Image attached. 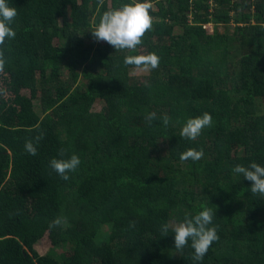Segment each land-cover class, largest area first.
Masks as SVG:
<instances>
[{
  "label": "trees",
  "instance_id": "obj_1",
  "mask_svg": "<svg viewBox=\"0 0 264 264\" xmlns=\"http://www.w3.org/2000/svg\"><path fill=\"white\" fill-rule=\"evenodd\" d=\"M130 2L8 0L17 16L0 46V264H264V196L233 172L264 166V0H151L153 27L135 51L97 41L103 12ZM152 52L158 68L130 77L125 56ZM205 112L212 126L181 137ZM41 132L29 155L25 140ZM62 148L81 160L68 180L50 166ZM189 148L203 157L182 162ZM204 207L219 239L197 262L191 241L177 252L161 226Z\"/></svg>",
  "mask_w": 264,
  "mask_h": 264
},
{
  "label": "clouds",
  "instance_id": "obj_2",
  "mask_svg": "<svg viewBox=\"0 0 264 264\" xmlns=\"http://www.w3.org/2000/svg\"><path fill=\"white\" fill-rule=\"evenodd\" d=\"M103 4V0H98ZM153 7L151 0H131L130 3L114 7L111 10L103 12L98 25L92 32L97 41H106L116 50H133L142 43L145 33L152 29L153 18L149 10ZM17 16V9L9 6L8 0H0V46L5 44L6 38L14 39L16 32L11 27L14 18ZM4 51L0 48V72H3L6 65ZM160 57L155 53L127 55L124 58L125 65H134L137 68L143 67L144 70L156 69L159 66ZM156 114L149 113L145 120L149 124L155 120ZM163 125L167 127L170 123V117L164 115L162 118ZM212 126V116L205 112L202 116L189 118L184 123L180 135L189 140H195L206 127ZM43 139V132L34 138L25 140V151L29 155L37 154L36 145ZM66 149H60V159L53 158L50 161L51 168L57 172L62 179L68 180L69 172H75L81 164L80 157L73 153L68 158ZM203 157V150L189 148L180 154V160L198 161ZM233 172L242 175L244 179L251 182L250 191L253 194L264 196V166L251 162L248 166L237 164ZM213 213L211 208L204 207L194 216H185L182 222L170 225L165 223L161 226L162 237L171 232L174 236V249L177 252L182 251L188 246L189 240L191 247L194 249L192 259L200 262L207 254L213 242L219 239L217 227L213 225ZM60 217L55 218L49 225L50 228L61 225ZM135 222H130V227H134Z\"/></svg>",
  "mask_w": 264,
  "mask_h": 264
},
{
  "label": "rangeland",
  "instance_id": "obj_3",
  "mask_svg": "<svg viewBox=\"0 0 264 264\" xmlns=\"http://www.w3.org/2000/svg\"><path fill=\"white\" fill-rule=\"evenodd\" d=\"M190 16V15H189ZM208 32H212V26L209 25L208 27ZM176 33H179L178 30H176ZM146 74V70L141 69V68H136V69H131L130 70V77H137V76H142ZM102 107L101 104H97V110H99ZM50 243L48 239L44 240L43 242H40L38 245L35 246V250L37 253L41 256H45L50 252Z\"/></svg>",
  "mask_w": 264,
  "mask_h": 264
}]
</instances>
